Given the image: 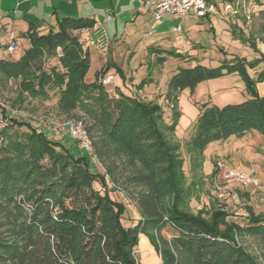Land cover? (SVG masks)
<instances>
[{"label": "trees", "instance_id": "obj_1", "mask_svg": "<svg viewBox=\"0 0 264 264\" xmlns=\"http://www.w3.org/2000/svg\"><path fill=\"white\" fill-rule=\"evenodd\" d=\"M93 24L91 18L64 17L45 32L30 24L22 35L29 45L19 58L0 59L1 80L20 79V89L34 97L52 92L60 110L78 114L106 172L92 171L87 157L73 156L41 128L5 117L0 127V264H141L135 257L140 234L154 245L160 264H264V212L248 208L240 225L218 206L195 213L187 208L190 189L180 144L171 138L177 111L166 121L157 103L119 87L111 95L100 82L84 81L89 56L75 31ZM115 72L123 78L119 67ZM231 73L241 78L248 98L221 107L200 105L185 141L193 166H202V153L212 142L251 131L264 138V92L256 88L264 80V56L179 68L167 81L166 98L176 103L184 89L192 92L200 81ZM118 170L134 190L140 216L135 225L123 223L126 206L109 193L106 175L114 183ZM167 227L170 237L162 234ZM243 233L256 239L258 255L237 241Z\"/></svg>", "mask_w": 264, "mask_h": 264}, {"label": "rangeland", "instance_id": "obj_2", "mask_svg": "<svg viewBox=\"0 0 264 264\" xmlns=\"http://www.w3.org/2000/svg\"><path fill=\"white\" fill-rule=\"evenodd\" d=\"M246 3L255 5L250 18L247 19L240 14L234 19L235 23L229 25L225 20L215 18L212 20L213 28L210 27L211 23L189 12L182 17L173 15L164 17L168 19V25L154 22L156 32L151 35L147 32L153 21L148 18L137 20L136 35L130 41L120 37L123 19L118 21L116 34L112 25L101 24L98 19L91 17L94 21L91 28L82 29L80 33L75 31L82 49L89 56V67L84 77L86 83L95 81L94 76L100 71H97L101 65L100 57L103 59L106 56V63L110 62V58H114V66H110L109 70L115 72L116 67L122 65L130 70L133 78H128L125 85L120 82L118 74L116 76L112 73L118 79H114L115 82L107 86L109 94L116 92L118 88L114 84L116 83L124 93L130 92L142 101L157 103L166 121L170 120L174 111H177V124L171 138L180 144L185 185L190 189V198L187 201L189 211L195 213L202 207L210 209L218 206L228 213L229 221H235L240 225L246 222L248 208L255 214L264 212V138L258 132L251 131L240 137L232 135L224 141L212 142L202 153V166L191 165L185 141L201 104L207 102L221 107L240 103L248 98L243 81L235 73L200 81L192 92L189 89L181 91L176 103L166 98V87L168 79L179 68H190L197 64L216 67L220 60L233 56L244 57L247 60L264 56V0H246ZM128 20L127 26L130 27L134 23L130 17ZM175 24L181 26V31L165 33L168 26ZM156 41L161 42V47L152 58L147 46ZM0 52V58L18 59L17 52L10 54L5 48H1ZM54 62L55 60H51L48 64ZM255 70L248 69L247 73L255 77ZM142 80L144 84L140 87L139 83ZM19 84L20 79L6 81L0 77V111H4V114H0V127L7 122L6 118L11 117L28 122L41 128L49 138L59 140L73 156L87 157L92 171L106 174L99 157L81 148L78 142L69 136L64 126L69 119L80 121L78 114L60 110L57 95L54 93L50 92L48 97L30 96L27 91L20 89ZM263 87L264 83L256 86L257 91L261 92ZM218 161L229 168L252 173L259 181V185L244 187L231 184L233 191L231 195L218 191L210 176L215 171ZM120 175L123 173L121 174L119 170L114 173L117 179L114 183L106 175L109 193L126 206L123 223L135 225L140 216L133 201L134 190L124 184L123 176ZM219 177L222 180V173ZM93 185L99 188L97 183ZM171 233L173 231L170 227L162 232L165 237H170ZM236 238L250 253L258 255L257 241L253 236L243 233L237 234ZM135 257L141 264H160L159 254L145 234L139 235Z\"/></svg>", "mask_w": 264, "mask_h": 264}, {"label": "crops", "instance_id": "obj_3", "mask_svg": "<svg viewBox=\"0 0 264 264\" xmlns=\"http://www.w3.org/2000/svg\"><path fill=\"white\" fill-rule=\"evenodd\" d=\"M147 1L149 0H0V49H6L11 36H13L19 45L17 51L19 58L24 49L28 47V41L22 35L27 31L30 24L35 25L38 31L45 32L49 28H55L56 22L64 17L96 18L101 24L112 25V27L115 28V34L117 32L118 21L123 19L124 22L120 37H124L125 40L130 41L136 35L137 27L135 26V22L137 20L141 21L148 18V20L153 21L152 7ZM213 1L220 4L224 0ZM129 17L130 20H132V23H134L131 24L130 27L127 26ZM236 17L237 16H229L225 19V22H227V25L230 23L234 24V19ZM202 19L207 23H211L210 27H212V20H214L215 17H205ZM159 23L168 25V19L164 18L163 21H159L158 24ZM153 24L154 21L151 26ZM177 25L179 24L168 26V30H165L166 32L163 30V32H176L173 31L172 28ZM179 27V31H181V26L179 25ZM80 32L82 31H78L77 33ZM159 47H161L160 41L153 42L147 46V50L152 58ZM99 59L101 65L97 71L105 67L110 69V66H114V58H110V62L108 63L105 62L106 56H104L103 59L101 57ZM119 68L124 74L122 78L124 80L121 78L119 80L120 82L122 81V84L127 85L128 78H133V75L130 70L124 68L122 65H120ZM97 73L96 76H94L95 81L101 77L100 73ZM109 73L116 74V72L108 70L107 74ZM117 79L118 78H115V80ZM263 83L264 80L256 86L260 84L262 85ZM114 84L119 87V84ZM263 92L264 87L262 91L258 93L262 94Z\"/></svg>", "mask_w": 264, "mask_h": 264}, {"label": "built area", "instance_id": "obj_4", "mask_svg": "<svg viewBox=\"0 0 264 264\" xmlns=\"http://www.w3.org/2000/svg\"><path fill=\"white\" fill-rule=\"evenodd\" d=\"M152 7V19L154 22H159L164 17L184 16L191 12L198 18L215 17L222 20L227 19L229 16L244 15L247 19L250 18L252 9L255 5L246 3V0H224L220 4H217L213 0H149L147 1ZM173 31H179V25L172 28ZM156 32V27L151 26L148 34L151 35ZM19 45L13 36L10 38V42L6 46V50L12 54L17 52ZM115 79L114 74H107L100 79V83L107 87L112 84ZM131 88V87H129ZM68 134L71 138L75 139L81 148L87 149L92 152L91 142L88 137L87 130L84 123L69 119L65 122ZM215 174L212 176V182L214 187L218 191L225 192L227 195L232 194L231 184H237L244 187L258 186L259 181L252 175V173H246L234 168L227 167L224 163H216ZM223 175L220 180L219 174Z\"/></svg>", "mask_w": 264, "mask_h": 264}]
</instances>
